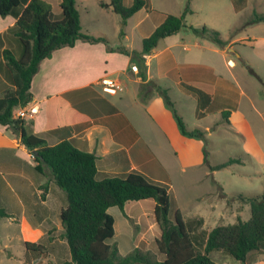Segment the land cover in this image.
Wrapping results in <instances>:
<instances>
[{
	"label": "crops",
	"instance_id": "0c3cea01",
	"mask_svg": "<svg viewBox=\"0 0 264 264\" xmlns=\"http://www.w3.org/2000/svg\"><path fill=\"white\" fill-rule=\"evenodd\" d=\"M44 1L51 5L54 13H60L61 0ZM75 1L81 30L106 37L107 44L76 40L73 46L58 48L50 57L43 59L30 85L32 98L29 103L37 104L38 111L24 119L32 132L48 145L69 140L76 148L94 153L98 179L137 172L167 189V185H172V178L182 179L187 170L194 171L203 163L202 140L183 135L160 93L150 87L140 91L142 85L149 81L156 83L167 89L170 99L174 93L190 97L195 116L205 118L209 113L202 117L196 115L197 98L186 86L210 94L213 101L217 96L221 108L215 112L221 113L222 109L230 107L232 82L202 57L209 47L193 42L192 46L198 51L189 55L192 48L183 45V38L178 32L161 39L156 48L142 55L141 64L145 66V76L142 78L139 62L132 54L139 52L141 47L134 48L130 44L128 32L123 31L120 37V30L127 25L129 18H138L135 26H140L150 16V9H139L122 25L121 17L110 7L102 5L108 4L109 0ZM81 11L85 13L87 28H83ZM110 14L117 21L114 32V36L119 37L117 44L110 43L111 36L102 28L104 17ZM163 18L149 32L140 35V41ZM15 20L12 15L0 16V34L13 26ZM5 47L16 53L19 51L13 37L0 43V94L8 84L2 74V51ZM120 48L129 53L120 52ZM180 48L186 51L185 55L181 54ZM213 50L222 56L225 54V48L219 50L215 47ZM228 51H232L231 48ZM133 65L137 67L136 70L132 69ZM102 77L117 80L119 88L103 91L99 84ZM176 112L183 119L182 114ZM228 120H233L231 111ZM195 125L192 129L211 131L209 126L200 128ZM30 153L19 136L0 124V207L10 214L7 218L19 225L20 233H24L26 225L30 236L23 234V241L43 235V223L49 216L50 202H57L52 192L58 193L61 198L63 196L48 168L39 165ZM37 165L40 170L36 168ZM9 191L12 192V200ZM61 198L59 206L55 205L58 206V209L55 207L58 218ZM177 209L182 212L180 207L175 211ZM31 211L37 218L30 222L25 214Z\"/></svg>",
	"mask_w": 264,
	"mask_h": 264
},
{
	"label": "trees",
	"instance_id": "16d2710c",
	"mask_svg": "<svg viewBox=\"0 0 264 264\" xmlns=\"http://www.w3.org/2000/svg\"><path fill=\"white\" fill-rule=\"evenodd\" d=\"M232 2L234 9L239 11L246 0ZM102 5L110 7L118 14L124 25L126 19L139 9L149 8L150 0H130L128 3L124 0H109L108 4ZM59 6L60 13L56 14L44 0H0V16L12 15L16 18L14 25L0 34V43L3 44V41L13 37L19 50L16 53L13 49L5 47L2 51V69L9 87L0 94V124L19 136L21 143L30 152H34L35 160L39 165L48 168L55 184L63 193L59 219L69 260L61 264H219L210 258L211 251L222 249L242 262L250 252L264 253V191L258 195L238 193L232 196L233 199L249 204L250 216L247 220L237 216L235 222L217 224L208 232L202 231V234L195 237L186 226L185 218L179 209L175 211L174 220L169 218L170 199L164 186L137 172L98 179L94 153L76 148L69 140L48 145L43 138L32 132L24 118L14 116L18 106H24L31 101V80L38 71L40 62L50 57L54 50L73 46L76 40L107 44L106 37L81 30L75 0H61ZM188 11L190 8L187 4L180 15L166 14L162 22L141 40L140 51L132 52L139 62L142 78L145 76V66L141 64L142 55L156 48L161 39L180 30H190L220 47L226 45L218 30L206 25H186L185 14ZM259 22H264V14L252 11L247 24ZM118 50L129 53L122 48ZM148 87L155 89L163 97L183 135L204 139V131L186 128L170 100L167 89L149 81L142 85L140 91ZM186 87L197 98L198 117L221 108V103H218L216 108L215 100L211 99L210 94L198 88ZM221 114L228 122L230 109H222ZM203 153L206 160L205 149ZM235 162L241 160L228 159L216 165H209V168L221 169ZM39 165L36 166L38 170ZM146 199L153 200L154 218L160 230L155 243L163 255L162 259L154 258L149 252L138 247L121 255L115 243L106 241L115 233L114 218L108 208L117 206L125 214L124 205L128 201ZM0 216L8 217L10 214L0 207ZM195 240L199 246H196ZM24 247L26 251L43 250V245L35 241H24Z\"/></svg>",
	"mask_w": 264,
	"mask_h": 264
},
{
	"label": "rangeland",
	"instance_id": "374dc122",
	"mask_svg": "<svg viewBox=\"0 0 264 264\" xmlns=\"http://www.w3.org/2000/svg\"><path fill=\"white\" fill-rule=\"evenodd\" d=\"M128 1L124 0L125 3ZM187 4L190 11L185 14L186 25H206L216 29L226 45L220 47L187 29L178 32L183 38V45L192 48L189 55L198 51L192 46L193 42L209 47L202 53V57L232 82L228 107L233 112L231 122L225 121L222 114L215 111L209 112L205 118H197L194 103L190 97L181 93L172 94L170 99L174 108L182 114L187 128L192 129L197 124L200 128L209 126L211 129L210 133L204 131V139H201L206 160L203 153V163L199 167L194 171L187 170L182 179L172 178V185H167L170 197L169 218L174 220V211L180 207L186 226L197 237L202 231L208 232L217 224L235 222L237 216L247 220L250 216L249 204L233 199L232 196L238 193L258 195L264 191V22L247 24L252 11L264 14V0H246L239 11L234 9L232 0H150V16L146 21L135 26L138 18H129L122 29L128 32L130 44L140 48V35L149 32L166 14L180 15ZM81 12L83 28H87L85 13ZM112 15L104 17L102 28L111 36L110 43L117 44L119 37L114 36L117 21ZM215 47L219 50L225 48L224 57L213 50ZM228 48L232 51H228ZM180 52L182 55L186 53L181 48ZM228 60H232L234 65L228 64ZM219 101L216 96V106ZM228 159H240L241 162L210 170L209 165ZM8 194L12 200V192ZM52 194L57 197V202H50V213L43 223V235L29 238L43 245L41 252L26 253L21 238L23 234L30 236L26 225L24 233H20L16 222L0 216V264H61L69 260L63 229L60 228L55 208L58 209L61 196L56 192ZM124 211L125 214L117 206L109 208L108 212L114 218L115 233L106 241L115 243L121 255L138 247L154 258L162 259L163 255L155 243L160 230L154 218L153 200L128 201ZM25 218L31 222L37 216L31 211L25 214ZM197 240L196 246H199ZM209 256L219 264H264V253L250 252L243 262L222 249L211 251Z\"/></svg>",
	"mask_w": 264,
	"mask_h": 264
},
{
	"label": "built area",
	"instance_id": "2783aa9c",
	"mask_svg": "<svg viewBox=\"0 0 264 264\" xmlns=\"http://www.w3.org/2000/svg\"><path fill=\"white\" fill-rule=\"evenodd\" d=\"M228 64L232 65V61L229 60ZM133 70H136L137 67L135 65L132 66ZM99 84L101 85L103 91L110 92L113 90H117L119 88V82L115 79L109 78V77H102L99 80ZM38 111V105L34 103H28L24 106L19 107L15 113L14 116L18 118H26L27 116H31L36 114ZM30 155L34 157V154L31 152Z\"/></svg>",
	"mask_w": 264,
	"mask_h": 264
},
{
	"label": "water",
	"instance_id": "95a60500",
	"mask_svg": "<svg viewBox=\"0 0 264 264\" xmlns=\"http://www.w3.org/2000/svg\"><path fill=\"white\" fill-rule=\"evenodd\" d=\"M34 154V152H32ZM35 155V154H34Z\"/></svg>",
	"mask_w": 264,
	"mask_h": 264
}]
</instances>
